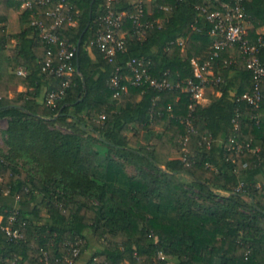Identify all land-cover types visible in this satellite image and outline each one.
Here are the masks:
<instances>
[{"label": "trees", "instance_id": "1", "mask_svg": "<svg viewBox=\"0 0 264 264\" xmlns=\"http://www.w3.org/2000/svg\"><path fill=\"white\" fill-rule=\"evenodd\" d=\"M57 1L22 9V1L0 0V51L8 50L11 69L27 72H11L0 83L8 148L0 150V196L18 197L19 206L0 207L1 226L14 214L21 234L9 241L0 228V264H43L42 253L50 264H73L89 247L87 233L98 249L86 264H157L159 253L162 264H264V187L257 188L264 181V103L252 108L237 101L251 85L238 48L220 52L222 83L206 92L207 106L180 90L155 92L125 80L126 92L113 99L114 65L90 46L106 0H65L62 15L76 26L64 23L56 35L76 48L74 72L62 79L42 71L48 49L59 62L58 45L46 44L31 22L50 26L46 13ZM203 4L153 0L142 7L140 28L125 18V51L115 58L123 77L130 76V59L143 58L153 78H190V61L206 57L212 43L211 26L196 10ZM134 5L121 0L111 8L130 16ZM244 11L248 40L264 62V35L257 33L264 27V0H245ZM12 12H20L21 28L8 35ZM11 40L16 44L7 49ZM65 81L63 95L48 106L45 95L62 90ZM11 85L26 91L10 98ZM231 139L258 151L237 153ZM28 204L31 211L20 209Z\"/></svg>", "mask_w": 264, "mask_h": 264}, {"label": "built area", "instance_id": "2", "mask_svg": "<svg viewBox=\"0 0 264 264\" xmlns=\"http://www.w3.org/2000/svg\"><path fill=\"white\" fill-rule=\"evenodd\" d=\"M22 1L23 7H31L32 5L44 6L49 3V0H13ZM121 0H106V12L98 19V29L95 33V39L90 43V46L96 47L109 63L114 65L112 76L110 79V89L113 92L112 98L118 99L121 93L126 92V86L122 83L123 80L135 87L148 86L155 92H165L172 90H180L189 96L190 101L195 105H203L205 103V94L208 90L218 88L222 83V79L217 71L216 60L219 58L220 52L229 48L237 47L240 55L244 59L245 67L251 75V85L247 92L243 94L237 101H244L252 108H258L261 103H264V93L261 91V86L264 82V62H261L258 57V45L249 42L248 30L249 20L244 11L245 0H202L203 5L196 6V10L204 17L207 23L211 26L209 37L212 39L211 46L206 57H197L190 61L191 77L177 82H169L166 78L158 80L149 74L150 63L143 58H132L127 63V68L130 73L129 77H123L121 67L115 65V58L118 53L125 51V40L120 33L122 21L129 18L135 28H140V18L142 17V0L134 2L135 13L127 16L124 12H114L111 8L113 3ZM67 7L65 0H58L53 11L46 13V16L53 18L50 26H45L41 21L34 20L31 26H34L39 31L42 40L49 45H58V63L53 60V53L48 49L44 59L42 71L48 75H55L62 79H68L74 72L72 59L76 52L75 46L61 41L56 35V30L64 23L69 26H76L74 21L69 16L62 15V10ZM167 11V8H164ZM137 33L138 30H137ZM141 34V33H139ZM259 46L262 42L258 40ZM18 74H22L21 71ZM68 81L62 86L59 92H49L45 95V102L48 106H54L55 102L63 95L64 89L67 87ZM192 110V106L189 107ZM100 120L104 117L100 116ZM234 130H237L235 121ZM188 132H194L193 124L190 119L185 121ZM184 146V141L181 142ZM232 149L237 153L248 151L255 153L257 149H251L249 143H234ZM264 187V181L257 185V188ZM18 201V197L14 198ZM2 217H0V228L4 231L9 241H18L21 239L20 232L15 229V216L12 214L8 217L7 225L1 226ZM79 252L77 249L72 250V258H77ZM164 256L159 253L156 257L157 264H162ZM41 261L43 264H50L46 253H42ZM67 263L71 264V261ZM165 264H172L166 262Z\"/></svg>", "mask_w": 264, "mask_h": 264}, {"label": "crops", "instance_id": "3", "mask_svg": "<svg viewBox=\"0 0 264 264\" xmlns=\"http://www.w3.org/2000/svg\"><path fill=\"white\" fill-rule=\"evenodd\" d=\"M128 1L130 3H134L136 0H128ZM152 1L153 0H142L143 5H146V6H148ZM24 8L25 7L22 6V9H24ZM19 14H20V12H12L10 14L8 25H7L8 35H14L20 31L21 27H20L18 20H17ZM250 27H251V25H249V28ZM257 33L260 35H264V27L258 29ZM121 35L125 38V33H121ZM138 36L142 37V34H139ZM11 42L13 43V45L7 46V49L13 48L15 46V44H16L15 41L11 40ZM8 56H9L8 50L0 51V83H5L7 80V76L11 72H16L17 75H19V76H25L27 74V72L23 68L17 67L16 69H11L7 63ZM92 59H93V61H95V58L93 56H92ZM19 71H21L22 74H18ZM25 91L26 90L21 86L11 85V86H9V97L15 98L18 94L23 93ZM207 105H208V100L206 99L205 103H203V105H201V106H207ZM5 124H6V122H5ZM1 128H3V126ZM5 128H6V125L2 129V131H4ZM0 207H9L12 209H18L19 206H18L17 201L13 197H11L7 194H3V196H0ZM32 208H33V205H31V204H28L24 207H20V209H23L26 211H31ZM41 223L45 224V225L50 224V222L45 220L44 218L41 219ZM86 238H87L89 247H88L87 251H85L83 254H81L80 257L77 259V261H75L73 264H86L90 260L91 256L98 249V244L93 240V238L90 234L87 233Z\"/></svg>", "mask_w": 264, "mask_h": 264}, {"label": "rangeland", "instance_id": "4", "mask_svg": "<svg viewBox=\"0 0 264 264\" xmlns=\"http://www.w3.org/2000/svg\"><path fill=\"white\" fill-rule=\"evenodd\" d=\"M10 45H13V43L11 42L10 43ZM9 45V46H10ZM5 122H6V124H5ZM5 125H6V127H7V121L6 120H0V150L3 152V153H6L7 152V146L5 145V142H4V135H3V131H2V129L5 127ZM3 126V128H1ZM6 129V128H5ZM56 130H59L60 132H62V133H69L68 132V130H66V129H63V128H56ZM112 157L114 158V159H116L117 157L115 156V155H112ZM127 171H128V173H133V170H132V168H130V167H128L127 168Z\"/></svg>", "mask_w": 264, "mask_h": 264}]
</instances>
